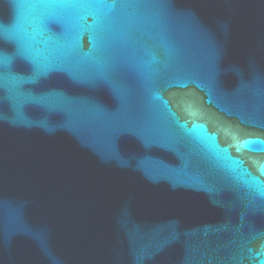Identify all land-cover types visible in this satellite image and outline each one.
<instances>
[{
    "label": "water",
    "instance_id": "water-1",
    "mask_svg": "<svg viewBox=\"0 0 264 264\" xmlns=\"http://www.w3.org/2000/svg\"><path fill=\"white\" fill-rule=\"evenodd\" d=\"M0 264H264V0H0Z\"/></svg>",
    "mask_w": 264,
    "mask_h": 264
},
{
    "label": "snow or ice",
    "instance_id": "snow-or-ice-1",
    "mask_svg": "<svg viewBox=\"0 0 264 264\" xmlns=\"http://www.w3.org/2000/svg\"><path fill=\"white\" fill-rule=\"evenodd\" d=\"M63 2H69V0H63ZM114 3L115 0H98V3H101V4H107V3ZM248 143H251V141H249Z\"/></svg>",
    "mask_w": 264,
    "mask_h": 264
}]
</instances>
